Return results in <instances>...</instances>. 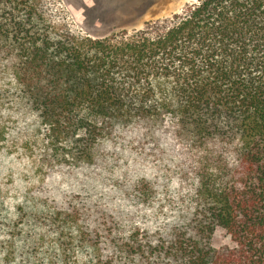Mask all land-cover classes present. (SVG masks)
Segmentation results:
<instances>
[{
	"label": "trees",
	"instance_id": "trees-1",
	"mask_svg": "<svg viewBox=\"0 0 264 264\" xmlns=\"http://www.w3.org/2000/svg\"><path fill=\"white\" fill-rule=\"evenodd\" d=\"M123 35L0 0V98L37 175L13 207L0 181V264H264V0ZM167 185L173 210L147 215Z\"/></svg>",
	"mask_w": 264,
	"mask_h": 264
},
{
	"label": "rangeland",
	"instance_id": "rangeland-1",
	"mask_svg": "<svg viewBox=\"0 0 264 264\" xmlns=\"http://www.w3.org/2000/svg\"><path fill=\"white\" fill-rule=\"evenodd\" d=\"M199 0H38L46 19L57 29L69 30L78 35L94 38L117 36L125 33L129 37L146 28L156 20L181 15ZM28 120L17 112L8 98H0V181L5 188L6 199L13 207L19 201L23 189L37 180L34 164L26 158L23 149V131ZM29 125L33 126L31 122ZM17 126L15 128H12ZM24 128V129H23ZM25 133V132H24ZM9 153V154H8ZM145 160L138 157V166ZM154 197L152 206H147L146 214L155 208L159 218H164L173 210L170 186L167 185ZM170 193V194H169ZM214 246L232 245L230 236L218 228L212 238Z\"/></svg>",
	"mask_w": 264,
	"mask_h": 264
}]
</instances>
